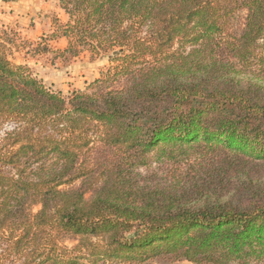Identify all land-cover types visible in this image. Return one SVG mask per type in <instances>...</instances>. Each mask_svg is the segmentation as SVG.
Instances as JSON below:
<instances>
[{
    "label": "trees",
    "instance_id": "obj_1",
    "mask_svg": "<svg viewBox=\"0 0 264 264\" xmlns=\"http://www.w3.org/2000/svg\"><path fill=\"white\" fill-rule=\"evenodd\" d=\"M59 2L58 57L122 51L66 97L0 28V241L20 264L264 259V0Z\"/></svg>",
    "mask_w": 264,
    "mask_h": 264
},
{
    "label": "rangeland",
    "instance_id": "obj_2",
    "mask_svg": "<svg viewBox=\"0 0 264 264\" xmlns=\"http://www.w3.org/2000/svg\"><path fill=\"white\" fill-rule=\"evenodd\" d=\"M28 0H0V15L11 14L20 16L19 22H11L0 19V28L8 29L10 32H16L17 43L12 47L11 58L16 63L28 64L35 75L42 79L45 84L53 90H61L64 96L77 89H85L87 84L99 78L102 71L112 64V58L118 55L122 49H115L109 52H102L100 55L92 56V52L82 49L80 54L74 58L57 56L58 49H64L67 46L65 37H60L59 32H55L57 26L67 23L69 15L64 9L61 11H51L45 15L40 11L34 13L32 17L27 10L29 5H33ZM38 1V0H37ZM35 0V3H37ZM53 4L59 5V0H50ZM39 2V1H38ZM38 4V3H37ZM40 8V7H39ZM35 29L33 33L28 30ZM55 35H58L54 37ZM48 51H43V48ZM174 49L183 51L190 47L183 42L176 43ZM255 71H258L255 68ZM177 168V165L171 162L151 161L149 166L142 167L140 171L144 174L158 173L165 176L171 170ZM182 170V169H181ZM40 207L36 206L34 211ZM72 245V241L67 242ZM23 261L22 251L12 248L11 243L0 241V264H20ZM144 264H191L188 261L171 262L166 259H154ZM253 264H264V259L256 260Z\"/></svg>",
    "mask_w": 264,
    "mask_h": 264
},
{
    "label": "crops",
    "instance_id": "obj_3",
    "mask_svg": "<svg viewBox=\"0 0 264 264\" xmlns=\"http://www.w3.org/2000/svg\"><path fill=\"white\" fill-rule=\"evenodd\" d=\"M37 1V0H36ZM39 1V2H38ZM37 3H35V0H28L27 2H32L33 5H29V8L27 10V12L30 14L28 15V17H32L34 15V13L40 11L41 7L44 9L40 12H42L43 15L47 14V13H51V11H61V7L59 5L53 4L50 0H38ZM40 7V8H39ZM12 16L9 17L6 14L0 15V19H5L8 21L11 18V22H19L20 21V16L18 14H11ZM30 33H33L35 31V29L30 28L28 30Z\"/></svg>",
    "mask_w": 264,
    "mask_h": 264
}]
</instances>
